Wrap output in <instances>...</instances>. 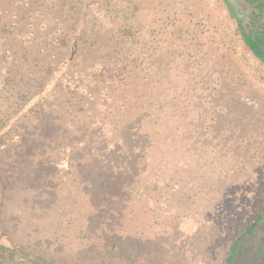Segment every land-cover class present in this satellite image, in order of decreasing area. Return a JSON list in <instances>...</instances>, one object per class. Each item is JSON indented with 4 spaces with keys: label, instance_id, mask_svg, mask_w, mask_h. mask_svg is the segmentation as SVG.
I'll use <instances>...</instances> for the list:
<instances>
[{
    "label": "rangeland",
    "instance_id": "obj_1",
    "mask_svg": "<svg viewBox=\"0 0 264 264\" xmlns=\"http://www.w3.org/2000/svg\"><path fill=\"white\" fill-rule=\"evenodd\" d=\"M228 5L247 17L244 0H0L12 256L222 264L264 189V65Z\"/></svg>",
    "mask_w": 264,
    "mask_h": 264
},
{
    "label": "trees",
    "instance_id": "obj_2",
    "mask_svg": "<svg viewBox=\"0 0 264 264\" xmlns=\"http://www.w3.org/2000/svg\"><path fill=\"white\" fill-rule=\"evenodd\" d=\"M248 4L246 18H237L232 6L228 5L230 14L237 20V28L244 45L264 65V0H244ZM105 181V180H104ZM103 181V182H104ZM111 182L108 183V186ZM259 205L249 220L234 234L224 261L222 264H264V189L258 195ZM262 232L260 242L255 243L256 233ZM3 237L0 236V254L7 250L9 254L0 255V264H60L29 260L23 257H14L3 245ZM12 256V257H11Z\"/></svg>",
    "mask_w": 264,
    "mask_h": 264
}]
</instances>
